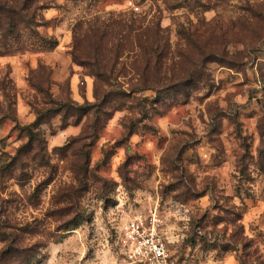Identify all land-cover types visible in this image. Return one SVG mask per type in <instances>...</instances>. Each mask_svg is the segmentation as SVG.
Wrapping results in <instances>:
<instances>
[{"label": "rangeland", "instance_id": "1", "mask_svg": "<svg viewBox=\"0 0 264 264\" xmlns=\"http://www.w3.org/2000/svg\"><path fill=\"white\" fill-rule=\"evenodd\" d=\"M31 6L57 46L0 22V264H123L135 221L264 264V0Z\"/></svg>", "mask_w": 264, "mask_h": 264}, {"label": "built area", "instance_id": "2", "mask_svg": "<svg viewBox=\"0 0 264 264\" xmlns=\"http://www.w3.org/2000/svg\"><path fill=\"white\" fill-rule=\"evenodd\" d=\"M123 264H181L152 225L131 222L121 239Z\"/></svg>", "mask_w": 264, "mask_h": 264}, {"label": "trees", "instance_id": "3", "mask_svg": "<svg viewBox=\"0 0 264 264\" xmlns=\"http://www.w3.org/2000/svg\"><path fill=\"white\" fill-rule=\"evenodd\" d=\"M33 0H24L23 4L16 9L10 5H0V22L2 20L6 21V28H2V31H25L28 32L32 38L36 39L41 47L45 49H54L57 46V41L54 38H43L39 36L36 31H33L35 27H39L38 15L35 9L32 10ZM17 40L21 38V35H16ZM22 264H31V262L26 261Z\"/></svg>", "mask_w": 264, "mask_h": 264}]
</instances>
